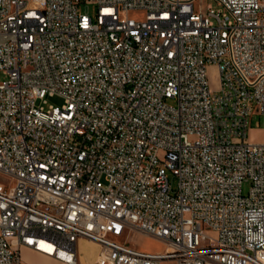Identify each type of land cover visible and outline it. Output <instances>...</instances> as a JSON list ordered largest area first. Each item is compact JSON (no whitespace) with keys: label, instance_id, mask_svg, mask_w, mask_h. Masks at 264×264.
I'll return each mask as SVG.
<instances>
[{"label":"built area","instance_id":"built-area-1","mask_svg":"<svg viewBox=\"0 0 264 264\" xmlns=\"http://www.w3.org/2000/svg\"><path fill=\"white\" fill-rule=\"evenodd\" d=\"M215 1L0 0V264H264V0Z\"/></svg>","mask_w":264,"mask_h":264},{"label":"rangeland","instance_id":"rangeland-1","mask_svg":"<svg viewBox=\"0 0 264 264\" xmlns=\"http://www.w3.org/2000/svg\"><path fill=\"white\" fill-rule=\"evenodd\" d=\"M203 5L207 3H211L215 8L218 7L215 0H201ZM79 12L89 15L93 20L95 19L96 7L93 4H88L86 6H80ZM138 11H130L129 15L136 19H140L143 15ZM208 82L211 88L216 89L218 87V73L215 66H208L207 68ZM46 103L44 106L48 104L52 105H61L62 98L58 95L47 96L45 99ZM166 102L171 105L176 104L175 98H167ZM248 137L253 142H264V115L257 114L252 115L249 118V130ZM166 174L169 178L170 184L173 188L176 186L177 179L176 177L169 171H166ZM1 179L5 180L3 177ZM247 188L246 183L243 184V190L245 191ZM211 236H214V232L208 231ZM87 240V239H86ZM113 240L118 242H124L129 246L135 247L139 250L143 251H152V252H160L165 248V244L162 240L153 237L151 235L142 233L140 231H130L128 235L122 234L119 236L113 237ZM89 241V240H88ZM100 251V250H99ZM99 254V252H98ZM98 256V255H97ZM163 264H172L171 262H165Z\"/></svg>","mask_w":264,"mask_h":264},{"label":"crops","instance_id":"crops-1","mask_svg":"<svg viewBox=\"0 0 264 264\" xmlns=\"http://www.w3.org/2000/svg\"><path fill=\"white\" fill-rule=\"evenodd\" d=\"M100 246L85 238H78L74 264H94ZM20 264H73L55 255L36 250L30 246L22 245L20 248Z\"/></svg>","mask_w":264,"mask_h":264},{"label":"bare ground","instance_id":"bare-ground-1","mask_svg":"<svg viewBox=\"0 0 264 264\" xmlns=\"http://www.w3.org/2000/svg\"><path fill=\"white\" fill-rule=\"evenodd\" d=\"M38 245H39L41 248H43V249H46V250H48V251H52V247H51L49 244H47V243H45V242H43V241H38ZM58 253H59L60 256H63V257H67V256H68V255H67L66 253H64L63 251H58Z\"/></svg>","mask_w":264,"mask_h":264}]
</instances>
